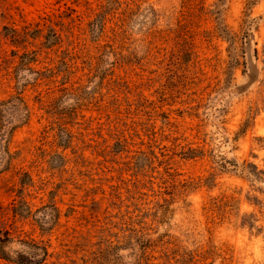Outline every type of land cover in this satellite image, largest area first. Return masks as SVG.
I'll list each match as a JSON object with an SVG mask.
<instances>
[{
  "label": "rangeland",
  "instance_id": "obj_1",
  "mask_svg": "<svg viewBox=\"0 0 264 264\" xmlns=\"http://www.w3.org/2000/svg\"><path fill=\"white\" fill-rule=\"evenodd\" d=\"M0 264H264V0H0Z\"/></svg>",
  "mask_w": 264,
  "mask_h": 264
}]
</instances>
